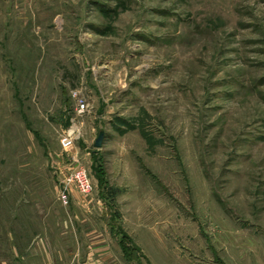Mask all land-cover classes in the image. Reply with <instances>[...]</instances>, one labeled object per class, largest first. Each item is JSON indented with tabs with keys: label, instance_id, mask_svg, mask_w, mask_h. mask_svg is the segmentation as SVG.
I'll return each mask as SVG.
<instances>
[{
	"label": "rangeland",
	"instance_id": "obj_1",
	"mask_svg": "<svg viewBox=\"0 0 264 264\" xmlns=\"http://www.w3.org/2000/svg\"><path fill=\"white\" fill-rule=\"evenodd\" d=\"M0 264H264V0H0Z\"/></svg>",
	"mask_w": 264,
	"mask_h": 264
},
{
	"label": "built area",
	"instance_id": "obj_2",
	"mask_svg": "<svg viewBox=\"0 0 264 264\" xmlns=\"http://www.w3.org/2000/svg\"><path fill=\"white\" fill-rule=\"evenodd\" d=\"M72 96L75 100L74 115L69 119L68 127L60 137V146L64 151L71 150L75 147L79 139L78 118L90 110L88 101L79 91H73ZM65 181L72 183L74 188L81 193L86 194L90 191V181L84 167L77 168L70 176L66 177ZM64 198L65 196H63Z\"/></svg>",
	"mask_w": 264,
	"mask_h": 264
},
{
	"label": "water",
	"instance_id": "obj_3",
	"mask_svg": "<svg viewBox=\"0 0 264 264\" xmlns=\"http://www.w3.org/2000/svg\"><path fill=\"white\" fill-rule=\"evenodd\" d=\"M102 138H103V133L102 132H99L95 142H94V147L95 148H99L101 146V141H102Z\"/></svg>",
	"mask_w": 264,
	"mask_h": 264
}]
</instances>
